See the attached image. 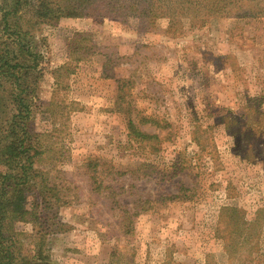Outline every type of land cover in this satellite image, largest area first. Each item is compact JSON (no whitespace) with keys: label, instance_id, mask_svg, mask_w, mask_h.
Segmentation results:
<instances>
[{"label":"rangeland","instance_id":"1","mask_svg":"<svg viewBox=\"0 0 264 264\" xmlns=\"http://www.w3.org/2000/svg\"><path fill=\"white\" fill-rule=\"evenodd\" d=\"M39 2L0 0V50L35 57L30 131L61 153L28 196L52 209L39 264H264V17L171 38L167 20L39 19ZM83 33L94 54L75 62Z\"/></svg>","mask_w":264,"mask_h":264},{"label":"trees","instance_id":"2","mask_svg":"<svg viewBox=\"0 0 264 264\" xmlns=\"http://www.w3.org/2000/svg\"><path fill=\"white\" fill-rule=\"evenodd\" d=\"M79 1L40 0L34 12L39 19L50 21L84 16L108 18L127 25L132 20L143 31L147 27H153L158 20H167L165 32L171 38L181 33L183 22L194 29L202 28L211 19L264 17V0ZM1 45L0 42V47ZM68 49L73 50L69 55L75 62L84 61L85 57L94 54L90 35L86 33L75 35L68 42ZM32 58L35 59L28 47L20 43L16 44L14 52L0 50V264H39L44 260V239L49 230L45 227V211L52 209L38 203L37 196L41 193L33 196L35 201L32 203H29L28 196L33 190L42 191L43 187L39 186L46 184V177L40 174L39 185L37 188L33 187L35 171H41L38 166L44 164L54 168V162H58L61 156L54 149L55 142H51V136L35 135L30 131L29 117L39 103L36 96L39 77ZM59 70L68 72L69 64L66 63ZM52 104L53 99L47 105ZM56 106L58 107L57 104ZM127 124L129 134L135 141L155 139L154 136L138 132L132 122L128 121ZM147 175L145 173L144 176ZM99 188L100 185L97 190ZM17 222L31 223L34 233L15 231L14 225ZM24 239H31L29 253L28 250L24 251Z\"/></svg>","mask_w":264,"mask_h":264}]
</instances>
